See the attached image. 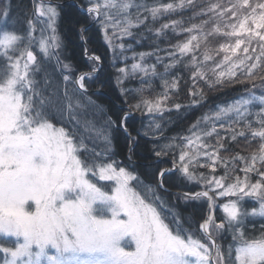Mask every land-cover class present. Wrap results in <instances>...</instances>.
Masks as SVG:
<instances>
[{"label": "snow or ice", "instance_id": "obj_1", "mask_svg": "<svg viewBox=\"0 0 264 264\" xmlns=\"http://www.w3.org/2000/svg\"><path fill=\"white\" fill-rule=\"evenodd\" d=\"M32 7L23 20L10 0L0 7V264H264V222H253L264 219V0ZM66 14L83 65L65 54ZM144 32L153 49L137 52ZM94 33L124 105L111 115L89 92L105 67L88 47ZM132 80L140 86L126 87ZM237 86V97L164 135L165 113L201 106L204 87ZM89 111L98 127L83 119ZM137 113L149 119L133 135ZM117 134L126 160L115 158ZM141 139L151 145L144 172L133 160Z\"/></svg>", "mask_w": 264, "mask_h": 264}, {"label": "trees", "instance_id": "obj_2", "mask_svg": "<svg viewBox=\"0 0 264 264\" xmlns=\"http://www.w3.org/2000/svg\"><path fill=\"white\" fill-rule=\"evenodd\" d=\"M56 2V0H54ZM60 2H64V0H60ZM11 8H12V15L13 17H17L20 20H23L25 17H28L32 14L33 7H32V0H10ZM5 5V0H0V7ZM185 16L191 15L190 11H186L184 13ZM177 18V17H173ZM69 15H65L61 21V31L65 34V38L67 40V49L65 54L70 56L74 62H77L79 65H83L85 62V57L83 56L82 49L80 47V41L76 37L74 32H69L68 29L70 28V24L68 23ZM157 26H159L157 24ZM143 31V30H141ZM143 35L145 38L139 43L135 44V50L137 52H149L153 49L154 38L150 37L148 33L144 32ZM171 35V33H169ZM131 42V41H129ZM173 42H175L173 40ZM167 41L162 39L159 43L160 48H166ZM88 47L90 49H94L97 54H101L104 56L105 59V67L104 70L100 73L99 81L92 84L89 92H96L98 95L93 96V99L96 100L98 103L104 106L105 111L108 114H115L117 113L118 108L123 107L122 97L120 96L119 89L116 86L115 82V69L109 66V55L107 53V49L104 45L103 40L100 38L98 34H93V39L89 43ZM131 56V52L128 53ZM163 55V53H161ZM154 58H151L149 62H153ZM131 61H129L130 63ZM162 71V68H161ZM154 88L156 91L160 90V81L154 80L153 81ZM140 83L139 80H132L129 81L126 85L128 88H135L139 87ZM203 86V85H202ZM204 91L206 94L207 99L202 102L201 106H196L189 108L187 110L181 109L179 112L173 110L170 113H165L164 121H166V128L164 135L165 136H172L176 133L186 130L190 124H192L198 117L202 116L205 112H208L214 109L217 105L223 104L225 102H229L235 97H237L240 93L239 86L237 88H224L222 90H209L207 87H204ZM147 95V93H146ZM131 96L129 100L131 101ZM178 102L182 104L189 103V97L187 96V88L182 84L181 91L179 94ZM86 116L90 117L95 124L99 125L102 122V118L99 114L95 116L92 115L91 111L85 114ZM148 117H141L139 113L135 114V117L129 121V126L133 130V135L136 134L135 129H140L142 125L147 124ZM163 123V122H162ZM151 147L150 143L145 140L141 139L140 145L136 146L135 148V155L133 156V160L136 162L137 167L141 172L145 171L143 165L147 163L146 157H149V148ZM245 147L243 141L240 142L239 145H234V151H242ZM114 152L115 158L117 160H126L127 156V147H126V140L123 135L117 134L114 139ZM243 154V153H242ZM172 191H177L176 188H172ZM254 201H247L246 206L254 205ZM182 210L186 212H193L195 211L196 216L198 217L201 214L202 208L197 206L195 209L192 207L181 205ZM217 215H222V209L219 207L216 209ZM254 223L259 225V223L264 222V219L254 220ZM226 242V241H225Z\"/></svg>", "mask_w": 264, "mask_h": 264}, {"label": "rangeland", "instance_id": "obj_3", "mask_svg": "<svg viewBox=\"0 0 264 264\" xmlns=\"http://www.w3.org/2000/svg\"><path fill=\"white\" fill-rule=\"evenodd\" d=\"M9 3V0H5V4H8ZM13 19H18L17 17H13ZM83 119L85 120V121H87V120H92L90 117H88V116H84L83 117ZM100 125V124H99ZM99 125H97L96 124V126L98 127ZM85 135H88V136H90V135H93L90 131H85ZM101 183H104V182H101Z\"/></svg>", "mask_w": 264, "mask_h": 264}]
</instances>
